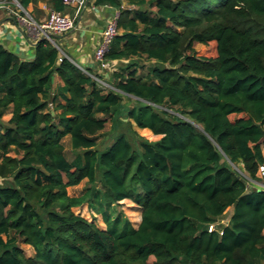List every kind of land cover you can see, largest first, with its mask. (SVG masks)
Wrapping results in <instances>:
<instances>
[{
	"label": "trees",
	"instance_id": "trees-1",
	"mask_svg": "<svg viewBox=\"0 0 264 264\" xmlns=\"http://www.w3.org/2000/svg\"><path fill=\"white\" fill-rule=\"evenodd\" d=\"M94 4L118 9L106 77L55 36L31 60L0 44V264H264V0Z\"/></svg>",
	"mask_w": 264,
	"mask_h": 264
},
{
	"label": "crops",
	"instance_id": "crops-1",
	"mask_svg": "<svg viewBox=\"0 0 264 264\" xmlns=\"http://www.w3.org/2000/svg\"><path fill=\"white\" fill-rule=\"evenodd\" d=\"M0 5V44L17 53L22 59L31 60L38 38L35 32L27 31L25 25L15 18L13 12L20 7L25 16L35 23H40L52 9L49 0H30L25 8L17 0H0ZM121 6H127L126 0H121ZM70 8L71 6L64 5L63 12L72 13L73 8L71 12H68ZM115 13H118L116 7L95 5L94 0H86L79 11L75 26L67 33L55 36L58 45L68 50L81 67L96 69L94 50L99 42L101 31ZM54 80L59 82L56 76Z\"/></svg>",
	"mask_w": 264,
	"mask_h": 264
},
{
	"label": "built area",
	"instance_id": "built-area-1",
	"mask_svg": "<svg viewBox=\"0 0 264 264\" xmlns=\"http://www.w3.org/2000/svg\"><path fill=\"white\" fill-rule=\"evenodd\" d=\"M66 6L73 7L72 13L49 10L45 19L40 23H35L23 14V10L19 7L13 13L17 20L25 25L28 32L36 33V38L45 37L54 43L53 37L64 34L70 31L74 26L80 9L84 6L86 0H62ZM18 5V4H17ZM1 6V5H0ZM19 6V5H18ZM118 13L113 14L107 21L105 27L101 31L99 42L94 50L93 58L98 64L99 70L107 68L110 65L109 61L104 60V54L107 51L109 44L117 32L116 19ZM100 83L103 81L97 79ZM261 173H264V167H259ZM211 228V227H210ZM209 228V229H210Z\"/></svg>",
	"mask_w": 264,
	"mask_h": 264
},
{
	"label": "rangeland",
	"instance_id": "rangeland-1",
	"mask_svg": "<svg viewBox=\"0 0 264 264\" xmlns=\"http://www.w3.org/2000/svg\"><path fill=\"white\" fill-rule=\"evenodd\" d=\"M73 7H71L68 12H71ZM196 49L199 51V53L201 54H205V55H212L214 54V48L211 45H196ZM145 64H147L145 62ZM118 67V62L114 61L111 62L110 65L107 68H104L102 70H100V72L104 73V76L106 77L108 75V73L113 70L116 69ZM145 69H141L139 68L137 70L138 73L143 72ZM58 82H56V80H54V84H57ZM103 86H106L105 83H101ZM50 107V106H49ZM10 116L9 110H7L3 116L4 119H7ZM132 129H134L139 135L143 136L144 138L148 139V140H155L158 138L157 135H154L150 130L148 129H141V128H137L133 123H132ZM110 121H108L104 127V129L100 132L99 134V138L101 141V144L99 145V148H102L104 146H106L108 143H110L111 141V137L112 134H110ZM63 145H64V150L67 154L68 157H72V151L68 142V138H64L63 139ZM86 184L84 181H82L81 183H79L76 186L73 187H68L67 188V192L70 195H77L80 194L81 192L84 191ZM116 209L121 213L122 217L127 218V220L130 222V224L132 226H136L138 224V222L140 221V212H141V207L138 206L137 204H135L134 202H132L129 199H123L119 202V204L116 205ZM74 212L79 213L81 215H83L84 217L88 218V219H92L94 220V222L101 228H105V223L102 221V218L100 215L98 214H94L93 212L88 209V207L83 204L81 206L78 207H74L73 208ZM230 210H228L227 212H225L224 215H222L219 219L218 222L219 224L223 223L226 221V219L228 218V214H229ZM19 245L22 247V249L24 250L25 255L29 256L33 253V250L31 249L30 246L25 245L23 243H19Z\"/></svg>",
	"mask_w": 264,
	"mask_h": 264
}]
</instances>
